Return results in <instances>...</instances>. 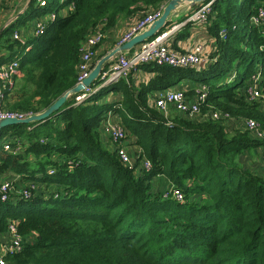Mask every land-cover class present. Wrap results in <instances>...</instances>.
I'll list each match as a JSON object with an SVG mask.
<instances>
[{"label": "trees", "instance_id": "16d2710c", "mask_svg": "<svg viewBox=\"0 0 264 264\" xmlns=\"http://www.w3.org/2000/svg\"><path fill=\"white\" fill-rule=\"evenodd\" d=\"M168 1L30 0L0 33V65L17 61L20 72L3 110L21 118L43 112L77 84L79 47L90 33L106 34L120 18L137 20ZM258 6L264 0L213 2L204 24L214 62L205 69L141 64L150 76L137 85L129 75L79 104L70 95L42 122L1 129L0 182L14 173L23 183L13 180L8 200L0 196V233L13 223L22 238L4 264H264V174L242 169L235 156L259 153L264 140L240 127L230 134L217 120L166 117L153 104L157 91L190 80L207 85L214 109L264 129V29L250 21ZM40 22L45 30L35 34ZM257 74L261 96L247 101V80ZM110 114L142 147L135 164L149 168L129 167L105 148L100 134ZM156 175L182 198L155 189Z\"/></svg>", "mask_w": 264, "mask_h": 264}, {"label": "built area", "instance_id": "2783aa9c", "mask_svg": "<svg viewBox=\"0 0 264 264\" xmlns=\"http://www.w3.org/2000/svg\"><path fill=\"white\" fill-rule=\"evenodd\" d=\"M3 0H0V6ZM39 6L44 5L46 0H37ZM215 0H206L202 5L194 7L189 11L185 19L176 23H173L163 31L158 32L150 39L137 45L136 48L132 49L131 53L121 52L114 56L111 63L106 66L99 75L98 83L95 86H86L78 94H72L74 104H79L86 98L94 94L100 86L110 82H114L120 78L127 80L128 76L137 69L141 64L153 62L158 65H171L174 67L186 68H198L203 69L207 63V57L202 55V45L196 43L190 49L178 50L173 47L174 36L177 35L178 31L186 23L204 24L207 21L208 15L210 14V8ZM162 7L155 11H150L147 15L139 18L133 22V24L124 32L121 39H119L117 45L122 44L131 39L138 32L146 29L155 19L161 15ZM256 14L252 15L250 21L253 25L257 26L261 19L262 10L258 8ZM51 19L54 16L51 15ZM43 22L36 24L35 34H41L44 31ZM224 33L226 30L222 29ZM221 30V31H222ZM15 39L20 38L16 32H13ZM105 33L100 28H96L94 32L90 33L85 40H83L79 47L80 58L77 65L78 77L77 84L86 78L92 69V63L96 54L95 48L101 40L104 39ZM103 38V39H102ZM18 62L12 61L0 65V119L8 117L21 118L20 115L5 112L2 108L5 97L13 91L15 85L16 76L20 75L17 70ZM252 75L248 86L244 89L245 97L247 101H254L259 99L261 92L259 90V84L257 82L258 74ZM202 85V84H201ZM207 98V91H198L190 100L186 98L185 92L182 88L177 86H169V88L157 91L153 104L157 109L161 111L164 116H170V109L177 111L180 115L186 118H193L198 120L212 119L223 122L226 127L232 128H244L249 131L252 137L264 140V129L259 123L253 119L247 118L237 121L231 117L227 111H221L217 109H207L203 111V106ZM113 122V121H111ZM111 122L105 121L104 131L118 142L115 150L120 160L123 163L129 164L130 160L122 141H124L125 135L121 128L117 125H111ZM227 130H229L227 128ZM7 150L8 145L4 146ZM259 156L264 163V146L260 148ZM146 168L150 167V163L145 161ZM8 191H14V181L4 180L0 182V196L2 201L8 200L6 194ZM26 194L25 192H23ZM177 199L182 198L179 191L172 193ZM22 249V238L17 234L15 225L9 224L8 231L0 233V264H4L5 257L11 253L17 252Z\"/></svg>", "mask_w": 264, "mask_h": 264}, {"label": "crops", "instance_id": "0c3cea01", "mask_svg": "<svg viewBox=\"0 0 264 264\" xmlns=\"http://www.w3.org/2000/svg\"><path fill=\"white\" fill-rule=\"evenodd\" d=\"M11 1L12 2L10 4L4 5V7L3 6L0 7V33L2 32V30L6 25L16 20L18 16L22 14V12L28 7V4L30 2V0H11ZM194 6H190V3L187 1L181 3V5L177 8V14H175L172 17V21L170 22H174V23L179 22L182 18H185L183 16L185 15L186 12L187 14H189L188 12L194 9ZM134 21H135L134 18H126V17L120 18L116 23V25L111 30L106 32L105 34L106 37L103 43L95 48L96 54L94 56V60L96 59L97 61V59H99L98 57H102L107 53H109L110 50H112L117 45L119 41L118 38L123 36L124 32L133 24ZM186 24L185 26H182L180 28V30L178 31L179 33L174 38L175 48L178 50H186V49H190L196 43H200L203 49L202 55L203 56L205 55L208 60L205 66H203L204 67L203 69H205V67L210 65V62H214L211 60H213L214 58L213 53L215 52V43H214L215 39L211 34H209L208 31H206L205 24L189 23L188 26ZM136 47L137 45L134 46L132 49ZM131 52L132 50L126 53H131ZM93 66L94 65H92V67ZM149 76H150L149 73L137 68L134 71H132V73L130 74V80L132 82V85H137L140 81L147 80ZM95 82L91 84V86H95L98 83ZM187 83H192V82L190 80H187V82H184L182 85L175 84L174 86L182 87V89L184 90V88H187V85L193 84V83L192 84H187ZM174 113L176 115H180L175 110ZM117 119H119L117 114L115 115L110 114L106 122L107 121L115 122V120ZM250 164L252 165L251 167L255 168V169L252 168L254 172L258 173L260 170V173L264 174V164L262 161L260 162L258 161V159H253V162H251Z\"/></svg>", "mask_w": 264, "mask_h": 264}, {"label": "water", "instance_id": "95a60500", "mask_svg": "<svg viewBox=\"0 0 264 264\" xmlns=\"http://www.w3.org/2000/svg\"><path fill=\"white\" fill-rule=\"evenodd\" d=\"M189 2L190 6H194L197 3H202L206 0H169L167 4L163 7L161 11V15L155 19L149 26L141 32H138L136 35L131 37L130 40L116 45L109 53L97 59L96 63L91 69L89 75L84 78L81 82L76 84L70 90L65 92L60 96L55 102L48 106L43 112L32 114L25 116V118H16V117H8L0 119V131L1 129L7 127L10 124H25L29 122H42L44 119L48 118L54 112H57L61 106V104L72 94H78V92L82 91L84 87L90 86L95 82V80L99 77L100 73L105 68V65L111 63L114 59V56L119 52H130L132 48L136 45L143 43L144 41L150 39L152 36L157 34L161 29L165 28L167 23L172 20V17L177 14V8L183 2Z\"/></svg>", "mask_w": 264, "mask_h": 264}, {"label": "rangeland", "instance_id": "374dc122", "mask_svg": "<svg viewBox=\"0 0 264 264\" xmlns=\"http://www.w3.org/2000/svg\"><path fill=\"white\" fill-rule=\"evenodd\" d=\"M47 1L48 2H53L55 0H47ZM258 8H261V10L263 12H262V15L260 17L261 19L259 20L257 26L258 25H261V26H263V29H264V8L262 6H258ZM162 9H163V7H162ZM186 14H187V12L185 13V15ZM185 15L183 17H185ZM205 29H206V27H205ZM219 35H220L221 38L224 37L225 36L224 31L223 30L222 31L220 30V34ZM105 37L106 36H104V39H105ZM104 39L101 40V42H99L97 46H99L100 44H102L103 41H104ZM118 39H121V37L118 38ZM119 53H121V52H119ZM119 53H117V54H119ZM256 76H255V78H256ZM249 81H250V78L247 80V83ZM187 84H192V83H187ZM17 85H18V81H16V83L14 85V88H13V91L11 93H9V96L15 95L14 93H16L15 90L17 89ZM192 87H194L195 93L189 94L188 93V90H190V88H192ZM180 88H182V87H180ZM205 89H207V85H203V84L202 85H194V84H192V85H187V88H184V92H185L186 98H188V100H190L198 91L205 90ZM212 105H213L212 103H209L207 101V102H205V105L204 106L207 107L208 109H213V106ZM169 113H171L173 115L175 114L173 109H170L169 110ZM111 125H117V126H119L121 128L123 134L125 135V137L123 139H124V142H125L124 147L126 148V151H127V154H128L129 160H130V162L128 164L129 167H133L134 168V166L136 165L135 168L138 169V167H139L138 165H142L143 167L146 168L145 161H141L140 164H135L137 155L142 154V147L140 146L139 143H137V141H135V136H131V134L129 133V131L127 130V128H125V127L122 126L121 121L119 119L115 120V122H111ZM227 128L229 129L228 132L230 134H233V132L236 130L235 128H232L230 126H228ZM100 136H101V142L103 143V145L105 146V148H107L109 151H114L115 148H116V146L118 145V142L117 141L115 142L113 140V138L109 137V135L104 130L101 131ZM4 140H5V136L4 135H1V137H0V148H1ZM235 156H236V160H238L241 168L242 169L244 168V169L248 170L249 172H253V169H255L254 167H251L252 165L250 164L251 162H253V159H258V161H260V162L262 161L261 156H259V153H257V151L255 149H243L242 152L238 153V155H235ZM67 161H68V163H71L70 160H67ZM248 164H249V166H248ZM256 174L259 175V176L260 175L262 176V173H260V170ZM154 177H157V178L156 179L154 178L155 180H153V186H154L155 189L156 188L157 189L160 188L161 190H163V193H164L163 195H165V193L167 191H170L171 193H174V191H176V190L179 191V189L178 188H174V185L172 183H170L168 181V179L166 180L165 177H162L161 175H156ZM9 179L11 181L12 180L17 181V184L16 185L18 187L20 186V184L21 185L23 184L21 182V180H19V177L16 176V175H14V173H8V176H6L5 178H3L2 180L8 181ZM28 184H30V183H28ZM179 193H180V191H179ZM30 238L33 239L34 237L31 236Z\"/></svg>", "mask_w": 264, "mask_h": 264}]
</instances>
